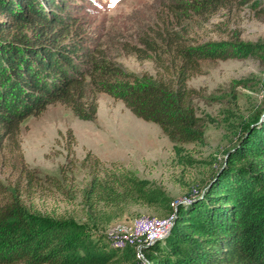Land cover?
Returning a JSON list of instances; mask_svg holds the SVG:
<instances>
[{
	"label": "trees",
	"instance_id": "16d2710c",
	"mask_svg": "<svg viewBox=\"0 0 264 264\" xmlns=\"http://www.w3.org/2000/svg\"><path fill=\"white\" fill-rule=\"evenodd\" d=\"M68 0H0V152L6 140L21 150V126L57 102L81 118L98 112L88 85L121 100L138 117L156 123L174 142L204 139L188 80L202 61L240 54V42L188 43L176 29L142 37L158 66H176L174 83L142 81L111 64L90 68ZM247 0H189L198 13ZM180 6V5H177ZM183 6V5H181ZM3 16V17H2ZM152 35V36H150ZM137 50H140L136 47ZM89 70V71H88ZM90 79V81L88 80ZM247 121L237 146L203 192L172 204L165 190L124 167L109 169L92 151L82 164L91 173L84 202L90 213L127 202L159 205L174 216L164 240L114 245L106 233L73 219L33 210L0 182V264H264V120ZM75 141L73 137V142ZM72 150V147L71 149ZM61 173H67L61 167ZM30 180H38L30 171ZM54 186L58 177L47 176ZM18 191V190H17Z\"/></svg>",
	"mask_w": 264,
	"mask_h": 264
},
{
	"label": "rangeland",
	"instance_id": "374dc122",
	"mask_svg": "<svg viewBox=\"0 0 264 264\" xmlns=\"http://www.w3.org/2000/svg\"><path fill=\"white\" fill-rule=\"evenodd\" d=\"M66 3L68 13L76 17L75 38L82 42L84 65L111 64L142 81L176 79V66H158L154 52L142 41L145 35L157 36L156 30L176 29L194 44H241L238 56L205 59L202 71L188 80L205 130L201 142L172 141L158 124L138 118L123 101L96 92L89 84L87 95H95L98 102L92 120L81 118L66 104H51L22 124L21 150L6 140L0 152V182L19 192L33 210L86 224L94 232L106 233L114 245L129 242L140 252L141 244L165 239L174 216L162 206L140 202L102 206L90 213L84 193L92 177L82 161L92 151L105 167H124L161 186L174 205L203 192L225 165L226 153L238 145L243 125L259 112L264 120V0L235 2L205 14L192 8L189 0ZM30 171L38 180H30ZM47 176L58 177L60 186L52 185ZM163 230L168 231L159 237Z\"/></svg>",
	"mask_w": 264,
	"mask_h": 264
},
{
	"label": "bare ground",
	"instance_id": "6f19581e",
	"mask_svg": "<svg viewBox=\"0 0 264 264\" xmlns=\"http://www.w3.org/2000/svg\"><path fill=\"white\" fill-rule=\"evenodd\" d=\"M173 225V223L171 224V225H168L167 227H168V229L170 228V226H172ZM157 231H158V229H157ZM160 232V231H159ZM167 233V232H166ZM166 233H164V234H166ZM151 235L152 236H155L156 235V233L155 232H151ZM163 236V235H162ZM152 239V238H151Z\"/></svg>",
	"mask_w": 264,
	"mask_h": 264
},
{
	"label": "built area",
	"instance_id": "2783aa9c",
	"mask_svg": "<svg viewBox=\"0 0 264 264\" xmlns=\"http://www.w3.org/2000/svg\"><path fill=\"white\" fill-rule=\"evenodd\" d=\"M168 230H163L160 232L159 237H161L164 233H166Z\"/></svg>",
	"mask_w": 264,
	"mask_h": 264
}]
</instances>
